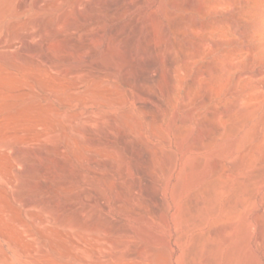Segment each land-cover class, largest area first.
Masks as SVG:
<instances>
[{
	"label": "rangeland",
	"instance_id": "1",
	"mask_svg": "<svg viewBox=\"0 0 264 264\" xmlns=\"http://www.w3.org/2000/svg\"><path fill=\"white\" fill-rule=\"evenodd\" d=\"M0 264H264V0H0Z\"/></svg>",
	"mask_w": 264,
	"mask_h": 264
}]
</instances>
